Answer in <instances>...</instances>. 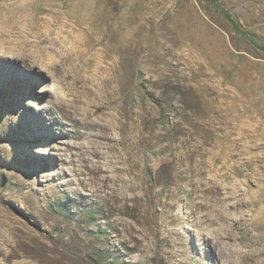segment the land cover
Wrapping results in <instances>:
<instances>
[{
    "label": "rangeland",
    "instance_id": "374dc122",
    "mask_svg": "<svg viewBox=\"0 0 264 264\" xmlns=\"http://www.w3.org/2000/svg\"><path fill=\"white\" fill-rule=\"evenodd\" d=\"M218 2L264 46V0ZM233 248L264 257V54L205 0H0V264Z\"/></svg>",
    "mask_w": 264,
    "mask_h": 264
},
{
    "label": "trees",
    "instance_id": "16d2710c",
    "mask_svg": "<svg viewBox=\"0 0 264 264\" xmlns=\"http://www.w3.org/2000/svg\"><path fill=\"white\" fill-rule=\"evenodd\" d=\"M205 1L211 4L216 10H218L222 14V16L228 21L231 28L238 36L245 39L249 44L255 46L256 48H258V50H260V52L264 54V46L258 44L256 36L254 34H250L248 32L243 31L239 23L232 17V15H230L226 10H224L220 6L218 0H205Z\"/></svg>",
    "mask_w": 264,
    "mask_h": 264
},
{
    "label": "bare ground",
    "instance_id": "6f19581e",
    "mask_svg": "<svg viewBox=\"0 0 264 264\" xmlns=\"http://www.w3.org/2000/svg\"><path fill=\"white\" fill-rule=\"evenodd\" d=\"M66 119L68 121H70L72 123L73 126V130L70 131V134L73 138H78V137H82V132L80 131V126H77V122L76 119L73 118L71 115L66 114ZM205 217L207 218V216L205 215ZM212 222H215V220H212ZM229 238H226L225 240H223L225 242L226 245H228L229 243ZM231 253V251H230ZM231 257L236 260L233 261L234 264H264V257L258 261L253 260L252 258H249L246 255H242L239 251H237L236 249L233 248V254H231Z\"/></svg>",
    "mask_w": 264,
    "mask_h": 264
}]
</instances>
